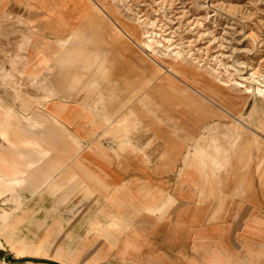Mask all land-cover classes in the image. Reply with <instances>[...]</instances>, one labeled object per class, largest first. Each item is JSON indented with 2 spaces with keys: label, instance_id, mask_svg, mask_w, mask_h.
<instances>
[{
  "label": "crops",
  "instance_id": "obj_1",
  "mask_svg": "<svg viewBox=\"0 0 264 264\" xmlns=\"http://www.w3.org/2000/svg\"><path fill=\"white\" fill-rule=\"evenodd\" d=\"M85 4L62 14L78 32L82 16L98 23L103 17L94 10L98 3ZM47 21L38 27L48 46L27 45L25 60L32 57L30 70L56 95L40 97L32 86L39 95L23 101L18 95L13 112L0 97V198L5 212L16 215L0 264H264L263 160L242 189L230 184L231 173L224 191L200 189L187 161L180 177L171 179L163 140L161 159H155L153 141L139 143L128 118L107 115L105 97H68L43 77L60 52L56 35L45 29L53 21ZM43 54L51 57L48 66L40 64ZM9 115L15 127L5 125ZM197 152L200 165L209 159L212 175L232 161L223 157L222 144L213 154ZM203 195L213 199L203 202ZM217 196L221 200L212 201Z\"/></svg>",
  "mask_w": 264,
  "mask_h": 264
},
{
  "label": "rangeland",
  "instance_id": "obj_2",
  "mask_svg": "<svg viewBox=\"0 0 264 264\" xmlns=\"http://www.w3.org/2000/svg\"><path fill=\"white\" fill-rule=\"evenodd\" d=\"M87 1L100 4L94 10L103 17L98 23L82 16L78 32L62 14ZM50 19L45 29L56 35L52 40L60 52L43 77L68 97H105L107 115L128 118L139 143L146 137L153 141L155 159H161L163 140L171 179L180 177L188 162L200 189L224 191L229 173L230 184L242 189L262 160L264 167V0H0V97L8 111L17 110L18 95L21 101L39 95L32 86L40 97L56 95L30 70L32 57L25 60L27 45L48 46L41 43L38 26ZM60 45L75 47L65 51ZM50 61L43 54L40 64ZM4 119L16 126L12 116ZM216 144L232 160L218 176L211 174L209 159L200 165L197 152L213 154ZM205 195L201 201L213 199ZM1 206L3 258L16 215L5 212L3 198Z\"/></svg>",
  "mask_w": 264,
  "mask_h": 264
},
{
  "label": "bare ground",
  "instance_id": "obj_3",
  "mask_svg": "<svg viewBox=\"0 0 264 264\" xmlns=\"http://www.w3.org/2000/svg\"><path fill=\"white\" fill-rule=\"evenodd\" d=\"M219 150H221V148Z\"/></svg>",
  "mask_w": 264,
  "mask_h": 264
}]
</instances>
